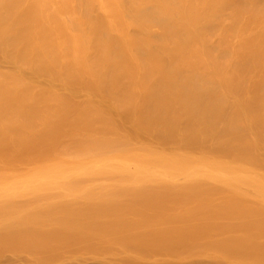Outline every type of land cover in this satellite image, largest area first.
I'll use <instances>...</instances> for the list:
<instances>
[{
	"label": "bare ground",
	"instance_id": "bare-ground-1",
	"mask_svg": "<svg viewBox=\"0 0 264 264\" xmlns=\"http://www.w3.org/2000/svg\"><path fill=\"white\" fill-rule=\"evenodd\" d=\"M6 260L264 264V0H0Z\"/></svg>",
	"mask_w": 264,
	"mask_h": 264
},
{
	"label": "rangeland",
	"instance_id": "rangeland-1",
	"mask_svg": "<svg viewBox=\"0 0 264 264\" xmlns=\"http://www.w3.org/2000/svg\"><path fill=\"white\" fill-rule=\"evenodd\" d=\"M9 262V260H6V261H4L3 263H8ZM91 261H89V263L87 262V264H97L96 262H94V261H92V263H90ZM94 262V263H93ZM10 263V262H9ZM11 264V263H10Z\"/></svg>",
	"mask_w": 264,
	"mask_h": 264
}]
</instances>
